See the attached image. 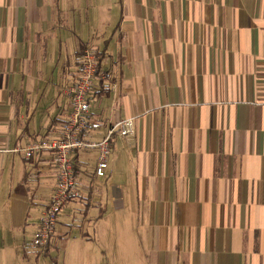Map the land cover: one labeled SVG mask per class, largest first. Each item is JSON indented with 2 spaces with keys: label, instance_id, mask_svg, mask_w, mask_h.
<instances>
[{
  "label": "crops",
  "instance_id": "1",
  "mask_svg": "<svg viewBox=\"0 0 264 264\" xmlns=\"http://www.w3.org/2000/svg\"><path fill=\"white\" fill-rule=\"evenodd\" d=\"M87 1L0 0V264L58 263V241L78 263L264 264V0ZM86 49L110 74L87 137L127 119L135 137L102 179L95 150L72 156L80 196L37 249L55 172L21 150L58 135Z\"/></svg>",
  "mask_w": 264,
  "mask_h": 264
},
{
  "label": "built area",
  "instance_id": "2",
  "mask_svg": "<svg viewBox=\"0 0 264 264\" xmlns=\"http://www.w3.org/2000/svg\"><path fill=\"white\" fill-rule=\"evenodd\" d=\"M77 79L62 90L68 99V118L60 124L56 137L28 143L21 153L26 159L47 152L52 157L55 172V185L50 201L41 213L38 229L33 237L32 246L37 249L47 247L63 207L71 198L80 196V184L75 172L72 156L78 151L95 150L97 153L93 175L105 178L108 170L111 140L133 139L135 128L130 119L120 120L108 126L99 140H91L87 135L100 130V121L94 119L89 111L90 96L96 83L108 81L110 74L101 70L100 57L91 50L79 52Z\"/></svg>",
  "mask_w": 264,
  "mask_h": 264
},
{
  "label": "rangeland",
  "instance_id": "3",
  "mask_svg": "<svg viewBox=\"0 0 264 264\" xmlns=\"http://www.w3.org/2000/svg\"><path fill=\"white\" fill-rule=\"evenodd\" d=\"M87 2L89 4V8L92 7L91 9H93L95 7H98L99 4H100V1L97 4L94 0H88ZM113 8L114 7H112V13H111V15H108L107 17L106 16L105 17L103 16L102 19H101L102 20V24H99L98 25V27L102 31H104L105 28L108 29V30L110 28V30H111L112 27H114V23H115V21H116V19L118 17V9H116V8L113 9ZM107 22L110 25H108V24L105 25V23H107ZM122 236H124V234H122ZM58 242H57V244H55V247L56 248H53L52 251H51V252H54V255L55 256L56 255L59 256V257H57L58 258L57 259L58 263L55 260V262H54L55 264H107L106 261L100 262V260H99L98 262H93L90 259L89 260L87 259L83 263H78V261H77V255H76L77 252H75L72 255L71 254L69 255V252L71 251L70 245L68 247H63V249H62V244L61 243L58 244ZM32 258L34 260V257H32ZM41 258H43V257H41ZM44 260H45V262L47 264L48 263V258L44 257ZM29 261H25L24 260V261H22L23 263H20V264H30V262H32V261H30V262ZM39 261L40 262L38 264H44L41 260H39ZM13 262H14V260L11 261V259H9V263L8 264H15ZM50 262H53V260L51 259L49 261V263Z\"/></svg>",
  "mask_w": 264,
  "mask_h": 264
},
{
  "label": "trees",
  "instance_id": "4",
  "mask_svg": "<svg viewBox=\"0 0 264 264\" xmlns=\"http://www.w3.org/2000/svg\"><path fill=\"white\" fill-rule=\"evenodd\" d=\"M95 54H97L99 57H100V64H101V60H102V56H101V54L100 53H96V52H94ZM100 85H101V82L99 83ZM100 88H101V90L99 91V93H101L102 91H104V92H106V89H105V87L103 86H100ZM76 169V168H75ZM49 244V243H48ZM48 246V245H47ZM45 249H47V247L45 248ZM53 264H55V263H53Z\"/></svg>",
  "mask_w": 264,
  "mask_h": 264
},
{
  "label": "bare ground",
  "instance_id": "5",
  "mask_svg": "<svg viewBox=\"0 0 264 264\" xmlns=\"http://www.w3.org/2000/svg\"><path fill=\"white\" fill-rule=\"evenodd\" d=\"M46 248V247H45Z\"/></svg>",
  "mask_w": 264,
  "mask_h": 264
}]
</instances>
